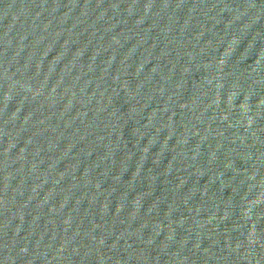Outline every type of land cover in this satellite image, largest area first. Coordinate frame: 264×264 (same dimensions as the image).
<instances>
[{"label": "water", "instance_id": "obj_1", "mask_svg": "<svg viewBox=\"0 0 264 264\" xmlns=\"http://www.w3.org/2000/svg\"><path fill=\"white\" fill-rule=\"evenodd\" d=\"M0 264H264V0H0Z\"/></svg>", "mask_w": 264, "mask_h": 264}]
</instances>
